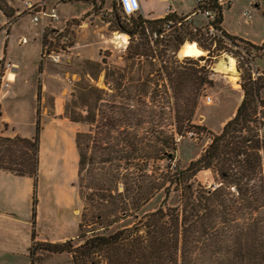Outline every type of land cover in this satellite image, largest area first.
Wrapping results in <instances>:
<instances>
[{
  "label": "trees",
  "instance_id": "16d2710c",
  "mask_svg": "<svg viewBox=\"0 0 264 264\" xmlns=\"http://www.w3.org/2000/svg\"><path fill=\"white\" fill-rule=\"evenodd\" d=\"M0 10L7 18L14 16L3 0ZM121 14L114 31L128 34L131 41L136 36L143 40L142 47H128L133 55L165 56L168 47L179 51L184 43L195 41L208 57H200L198 63L188 60L184 68L172 63L163 67L166 94L171 92L175 102L168 103L162 122L156 121L154 110L145 108V102L137 108L108 105L105 121L94 124L88 141L83 139L86 134L78 133V178L81 190L87 191L91 222L85 214L81 216L80 244L73 239L45 242L37 249L33 235L32 264L37 250L68 254L72 264H264V77H243L241 103L222 132L212 135L196 161L184 168L175 165L176 139L198 130L192 123L199 99L203 90L214 86L213 73L199 65L215 57L210 48L214 42L183 23L152 45L149 34L161 33L168 22L180 23L185 17L173 13L147 20ZM218 22H223L222 10ZM223 34L239 47V38ZM49 35L48 31L43 35L44 50ZM43 71L42 58L38 73ZM145 129L147 133L142 134ZM40 135L38 120L31 138L6 137L0 132V171L30 177L36 185ZM201 171L213 173L217 183L207 188L196 182ZM172 193L178 194L177 205L166 206ZM161 194V206L147 210ZM85 225L90 230L85 231Z\"/></svg>",
  "mask_w": 264,
  "mask_h": 264
},
{
  "label": "rangeland",
  "instance_id": "374dc122",
  "mask_svg": "<svg viewBox=\"0 0 264 264\" xmlns=\"http://www.w3.org/2000/svg\"><path fill=\"white\" fill-rule=\"evenodd\" d=\"M3 1L14 7L11 0ZM15 1L16 10L22 11L20 0ZM142 1L144 12L150 16L161 14L169 5L179 14L194 11L191 0ZM59 5L60 22L46 29L50 33L47 47L54 52V57L59 56V62L43 57V77L37 72L41 56L40 25L36 26L32 17L24 13L26 16L17 23L8 42L4 33H0V56L5 60L2 59L0 70L4 76L8 64L17 62L21 83L27 79L29 85L38 86L37 89L46 85L37 103L33 92L27 88L19 92L20 98L11 96L1 102L4 117L15 124L20 134L34 136L38 120L41 135L36 185L30 177L0 171V264H32L33 235L37 249L45 242L64 243L73 239L80 244L77 234L81 216L85 214L90 221L91 207L85 201L87 191L81 190L84 187L78 178L76 136L79 132L86 134L83 139L88 141L94 124L105 121L103 113L109 112L108 105L129 104L137 108L145 102L144 107L154 110L156 121L162 122L169 111L168 105L175 102L171 92L166 94L163 67L172 63L184 68L189 66L188 60H194L181 58L173 46L167 48L165 56L133 55L128 47H142L143 40L136 36L131 41L128 34L114 31L117 18L124 16L116 0H61ZM247 10L252 12L251 19L243 16ZM138 16L151 20L143 11L136 13L135 17ZM194 18L195 22L200 19L199 16ZM222 20L223 29L228 35L239 38L237 45L248 54L243 55L240 48L223 42L221 47H210L213 59L199 62L214 74L212 68L224 60L227 63L231 57L235 60L238 77L237 82L230 84L226 76L214 78L210 74L214 86L203 90L192 123L198 130L176 139L173 163L182 168L198 159L212 135L220 134L225 122L236 112L242 100V78L253 71L260 74L259 78L264 77V0H232L224 7ZM5 21L0 13V24ZM23 37L26 44L21 46L18 39ZM14 71L11 72L15 74ZM207 97L211 98V103ZM12 131L9 125L0 124L2 134ZM146 131L142 130V134ZM195 181L208 188L217 183V177L209 171H201ZM178 199V194L172 193L166 206L177 205ZM163 201L164 194H161L146 209L157 208ZM84 230H90V226L85 225ZM72 263L68 254L52 255L44 250H37L34 262Z\"/></svg>",
  "mask_w": 264,
  "mask_h": 264
},
{
  "label": "built area",
  "instance_id": "2783aa9c",
  "mask_svg": "<svg viewBox=\"0 0 264 264\" xmlns=\"http://www.w3.org/2000/svg\"><path fill=\"white\" fill-rule=\"evenodd\" d=\"M24 3V13H27L32 17V21L36 25H41L42 27V35L45 34L46 29L48 28H54L52 25L58 24L60 22V16L58 14V6L61 2V0H22ZM136 2V7L137 3L139 0H132L133 2ZM170 3H173L178 0H167ZM182 1V0H180ZM193 5H194V11L191 12V14L187 17L184 18L182 22L175 23L173 21H170L166 24L165 27L162 28V32H153L149 34L150 41L152 42L151 44L155 43L158 39L165 38V36L170 33L173 28L175 27H181L183 23L189 24L191 27L192 26V18L199 16L201 19V25L198 28H192L195 33L199 30L202 31V33L205 34L206 37L210 39V41H213L215 46L219 40H223L226 42V44L230 43L229 41L226 40L223 30L221 25L218 22L219 19V13L220 11L224 9V7L229 6L232 2V0H191ZM117 4L122 7L123 11L127 14H133L129 10L132 9V6L130 5V0H116ZM134 2V3H135ZM130 3V4H129ZM138 10V7L136 8L135 11ZM175 13V9L173 7H169L166 11V15L164 18L167 16ZM251 11L247 10L246 13L243 14L244 18L251 19ZM163 18V19H164ZM12 23V22H11ZM10 23L7 25L9 26ZM4 27L0 26V31L3 30ZM24 41V40H23ZM52 41V40H51ZM240 51L243 55H245V51L242 50L241 47ZM43 57H51V60L54 63L59 62V56L54 57V52H52L47 46L45 47V50L43 52ZM16 67L14 65L8 64L7 66V71L6 72H11L15 70ZM13 73V72H11ZM252 78L256 79L260 77V74L257 72H251ZM9 76V74H8ZM7 76V81L4 84V76L2 77V86L0 87V92L1 89H6L8 90L12 86V81L9 80V77ZM206 100L211 103V98L207 97Z\"/></svg>",
  "mask_w": 264,
  "mask_h": 264
},
{
  "label": "crops",
  "instance_id": "0c3cea01",
  "mask_svg": "<svg viewBox=\"0 0 264 264\" xmlns=\"http://www.w3.org/2000/svg\"><path fill=\"white\" fill-rule=\"evenodd\" d=\"M161 1H164V2H166V3H170L169 1H167V0H161ZM16 2V1H15ZM15 2H13V0H11V4H13L14 5V7H11L12 9H13V11H14V16L12 17V18H7L6 16H4V13L0 10V13L3 15V17H4V19L6 20L5 21V23L3 22L2 24H0V26H3L4 27V29L3 30H1L0 31V33H4L3 35H4V38L6 39V41L8 42L9 41V39L13 36V34H14V32H15V30H16V25H17V23H19V21H21V19H22V17L23 16H26V14L24 15V3H23V1L22 0H20V2H21V5L22 6H20V8H22L21 10L22 11H20V10H16V4H17V2L15 3ZM135 2V1H134ZM132 3V0H130V5L132 6V9H130L129 11L130 12H132L133 14H136V13H140V12H142L143 11V13L148 17V19H151V20H154V19H158V18H164L165 17V13H166V11H167V9L169 8V7H172V6H170L169 5V7L168 8H166V10L165 11H163L161 14H159V15H156V16H150V15H148V14H146V12H144V8H143V1L142 0H139V2L137 3V7H138V10L137 11H135L136 10V2L135 3ZM193 4V3H192ZM16 5V6H15ZM60 6V5H59ZM59 6H58V8H59ZM134 7V8H133ZM57 8V9H58ZM174 9H175V7H173ZM123 11V10H122ZM178 10L177 9H175V14L176 15H179V17H187V16H189L190 14L188 13V14H179L178 12H177ZM124 12V11H123ZM125 13V12H124ZM126 14V13H125ZM28 15V14H27ZM127 15V14H126ZM28 16H30V15H28ZM195 18L193 17L192 18V21H191V23H192V26L193 27H191V29L192 28H198L200 25H201V19H199V20H197L196 22H195V20H194ZM12 22V23H11ZM10 23V25L9 26H7L8 24ZM34 23V22H33ZM221 25V27H222V23L220 24ZM37 26V25H36ZM42 26L40 25V33H41V56H40V61H41V59H42V56H43V52H44V49H43V45H42V40H43V35H42V28H41ZM222 30L223 31H225L224 29H223V27H222ZM199 31V30H198ZM226 32V31H225ZM227 33V32H226ZM25 37H23V38H21V39H18V41H19V44L21 45V46H23V45H25L26 43H25ZM24 40V41H23ZM183 46V45H182ZM181 46V47H182ZM180 47V48H181ZM198 47V46H197ZM199 48V47H198ZM200 49V48H199ZM180 50V49H179ZM203 51V50H202ZM204 53H203V55H201L200 57H202V56H206V54L208 53L207 51H203ZM199 57V58H200ZM2 57L0 56V62L2 61ZM4 60V59H3ZM5 61V60H4ZM9 64H11V65H14L15 67H16V69H15V74H14V79L15 80H12V86L8 89V90H6V89H1V92H0V105H1V102H3L4 100H5V98H8V97H13L14 99H18V98H20V96H19V92L21 91V90H23L24 88H27V90H30V91H32L33 92V96H34V98L36 99V103H37V100L39 101V95H41V93H42V91H44V88L46 87V85L44 84L43 86L41 85V87L40 88H38L37 89V87L38 86H33V85H29L30 84V81L29 80H27V79H25L24 80V82L23 83H21V81H20V78H19V74H18V71H20V66H19V64L17 63V62H12V63H9ZM39 64H40V62H39ZM226 67V68H225ZM230 66L228 65V63H226V61L224 60L223 61V63L222 62H220V63H218L216 66H215V68L213 67L212 68V70H213V72H214V78H216V77H225V78H229V76H231L233 73L235 74L236 73V64L234 65V71H232V70H228V69H230L229 68ZM227 69V70H226ZM38 71H39V65H38ZM37 71V72H38ZM40 76H44L45 75V71H43L41 74H39ZM7 72L5 73V76H4V84L6 83V79H7ZM20 81V82H19ZM230 84H231V82H229ZM20 85V86H19ZM29 85V86H28ZM235 87V86H234ZM22 88V89H21ZM38 91V92H37ZM41 99V98H40ZM35 103V104H36ZM1 111H2V107H1ZM36 111V110H35ZM235 114V113H234ZM234 114L232 115V117L234 116ZM231 117V118H232ZM230 118V119H231ZM228 121H226L225 122V124L227 123ZM0 124H5V125H9L10 127H11V129H13V131H12V133H6V134H2L3 136H6V137H13V136H19V137H22V138H31V136L29 137V136H26V135H22V134H20L19 133V131H17V127L15 126V124H13V122L12 121H10L9 119H6L5 117H4V114L2 113V117L0 118ZM224 124V125H225ZM15 128V129H14ZM1 172H3V171H1ZM6 173H8V172H6ZM8 174H11V173H8ZM11 175H13V174H11Z\"/></svg>",
  "mask_w": 264,
  "mask_h": 264
},
{
  "label": "bare ground",
  "instance_id": "6f19581e",
  "mask_svg": "<svg viewBox=\"0 0 264 264\" xmlns=\"http://www.w3.org/2000/svg\"><path fill=\"white\" fill-rule=\"evenodd\" d=\"M124 38L127 39V36H124ZM196 44L197 43H195V42H186V43H184L183 46L179 50V56L181 58H193L194 60L200 59L199 57L201 55H203L204 52L201 49H199ZM193 49L195 50L196 53H198V55H188V54H186L188 51L193 50ZM228 59H229V61L227 63L230 66L229 67L230 69H228V70L229 71L230 70L234 71L235 60L233 58H231V57H229ZM8 77H9L10 81L15 80L13 73H10ZM237 77L238 76L233 73L231 76H229L230 82L231 83L237 82Z\"/></svg>",
  "mask_w": 264,
  "mask_h": 264
},
{
  "label": "clouds",
  "instance_id": "9594fccd",
  "mask_svg": "<svg viewBox=\"0 0 264 264\" xmlns=\"http://www.w3.org/2000/svg\"><path fill=\"white\" fill-rule=\"evenodd\" d=\"M186 54H188V55H198V53H196L194 49L188 51Z\"/></svg>",
  "mask_w": 264,
  "mask_h": 264
}]
</instances>
